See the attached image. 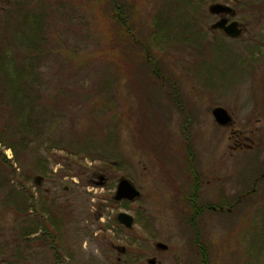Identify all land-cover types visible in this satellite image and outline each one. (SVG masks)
Listing matches in <instances>:
<instances>
[{"label": "rangeland", "instance_id": "374dc122", "mask_svg": "<svg viewBox=\"0 0 264 264\" xmlns=\"http://www.w3.org/2000/svg\"><path fill=\"white\" fill-rule=\"evenodd\" d=\"M19 1L15 17L0 9V38L8 32L17 54L35 57L26 81L39 94L12 118L0 111L11 122L3 134L20 142L0 144V263L264 264V178L238 208L203 210L194 227L174 198L187 173L179 131L188 120L196 169L213 181L200 202L216 201L220 175L230 199L263 172L264 150L232 152V131L212 110L227 109L245 136L264 133V0H115L144 51L128 43L110 0ZM214 3L236 10L240 39L211 32ZM18 83L0 77V97L13 99ZM107 171L104 186L90 183ZM121 178L139 200L113 201ZM122 212L135 218L131 231L116 220Z\"/></svg>", "mask_w": 264, "mask_h": 264}, {"label": "flooded vegetation", "instance_id": "af4514ba", "mask_svg": "<svg viewBox=\"0 0 264 264\" xmlns=\"http://www.w3.org/2000/svg\"><path fill=\"white\" fill-rule=\"evenodd\" d=\"M213 17L217 18V21H218L222 18H228L229 16L219 15V16H213ZM234 20H236L235 17H230L229 23L234 21ZM211 32L212 33H220L223 36H225V34L221 30H216V31H211ZM189 122H190V120H188L183 127H180L181 130L179 128V130H180L179 131V142H180L179 149H181V153L183 155V159H184V162L186 165L187 173L185 175L186 177H184L185 179H184V182L182 183L181 186H179L181 184V180H180V183L178 184V186H179L178 189L180 191L177 192V194H175L174 198H175V201L180 204V206H181L180 210L183 213H185L184 216L186 217V220H185L186 225H188L189 227L190 226L194 227V220L196 219V216H198L200 213H202L201 211L209 210L211 212L212 211L218 212V211H225L226 210V211L231 212V211H233V209L238 208V204L240 202H242V200L248 199V198H250L251 195L257 194L258 192L256 193V191H257L256 186L259 183L260 179L264 178V168H263V172H262L261 176L255 180L254 187L252 188L251 191L246 192L245 194L236 196L234 198H230V199L227 197V193L224 191L225 183L223 181V176L220 175L218 179L214 180L215 183L219 182V188H220L219 192L216 194L217 196L215 197L216 201L215 202H212V201L211 202H205V203L200 202L201 199H200L199 193H200L201 185H203L204 187L209 185V187H211L213 181H212L210 176H207L205 174L202 178L200 172L196 169V166H195L196 165V154H195L196 150H195V141H194L195 131L193 130V127L192 128L190 127ZM214 122L218 126V128H220V130H222V131L224 130V132L228 128L231 129L232 134H233L232 139L234 138L233 144L230 146V150H232V152L233 151L237 152L239 150H249V151L254 150V151H256V153L260 154V156H261V152H262V150H264V133L260 134V129H257L258 132H252L251 136H247V135L245 136L244 134L232 129L234 127V120H233V124L229 127H222V126H219L215 120H214ZM224 138H225V135H224ZM224 153H225L224 155L226 156V154H227L226 150ZM108 175H109V172L107 171L104 175L97 176L99 179V182L93 179L90 181V183L97 185V186H104L107 182ZM121 179H127V178H121ZM120 180L117 183L115 193L117 191ZM129 181H131V180H129ZM43 182H44V180H43ZM42 185H43V183H42ZM133 185H134V183H133ZM186 187L189 190L187 194L184 191V189ZM136 188L140 191V189L138 187H136ZM114 196H115V194H114ZM141 196H142V193H141ZM113 201L115 203H123V202L133 203V202H136L137 200L133 201V202L128 201V200H122V201L117 202L114 200V197H113ZM205 201H207V200H205ZM125 213H127V212H125ZM116 220H117V217H116ZM117 222L125 230L131 231V229H127V228H125V226H123L121 223H119L118 220H117ZM134 222H135V218H134ZM157 243H160V242H157ZM118 250L122 254H124L126 252V248H121ZM160 251H162V250H160ZM118 260L120 261V259H118ZM149 260L147 261L148 264H149ZM156 264H157V262H156Z\"/></svg>", "mask_w": 264, "mask_h": 264}, {"label": "trees", "instance_id": "16d2710c", "mask_svg": "<svg viewBox=\"0 0 264 264\" xmlns=\"http://www.w3.org/2000/svg\"><path fill=\"white\" fill-rule=\"evenodd\" d=\"M110 1L112 2V4L116 3L115 0H110ZM19 2H20L19 0H0V9L4 6L3 9L4 8L7 9V12L10 10L7 13V16L15 17V14L18 11V7L20 6ZM116 4H117V8L115 12L116 15L114 14V19L116 23L119 24V28L121 30H125L124 35L126 36L125 38L128 40V43H131V45H133L134 47L136 48L139 47L138 49H140L141 51H144L145 44L141 42V40L136 38L135 33L133 32L131 33V31H129L130 27H129V22H128V17H129L128 11L126 10V8H124L123 4H118V3ZM19 11H21V9H19ZM12 29H13V25L9 23L8 31L11 32ZM9 38L10 36H8V32H5L2 35V38H0V77L3 80H7L10 82H13L16 79L20 80V83H18V88H19V91H21L23 95L25 96L24 97L25 100H22V99L19 100L17 96L19 91H17V92H14L15 95L13 96V99H9L10 97L7 99L6 98L2 99L0 97V111L3 109L2 111L6 113L7 115L9 114L12 118L13 112L19 114L20 112H22L23 109H25L26 106L28 107L31 106L32 105L31 100L34 98L32 97V95L38 96L39 92H37L36 89L38 88H35L36 87L35 85L30 84L26 81L28 78H30L31 74L35 73L34 72V62H33V60H35V57L30 53H24L23 56L20 54H17L13 46V40L11 41ZM140 55H142L143 57L142 60L145 59V61L147 62L146 64L150 65V67L152 65L155 66L154 68L152 66L150 69H151V74H153V76L155 75L157 76L159 70H158V67H156L155 63L152 62L150 59L146 60V58H144L143 52ZM21 81L22 82L26 81L27 83H21ZM26 89L30 90L31 93L28 92V90H27L28 93H25L24 90ZM13 117H16V116H13ZM27 117L29 119L33 118L32 116H27ZM9 120L11 121L10 118ZM9 123L11 122H8V121L6 122V120L4 121V116L0 114V129L2 128V130H0V144L6 143L5 145L9 146V148L11 149H14L20 142H18V140H15L12 134H7V135L5 134L6 136L3 134V133H7L8 128L10 127ZM19 130L23 132L22 131L23 129H19ZM10 131L9 133H12V132L14 133V131H11V132ZM6 137H9L7 141H5ZM1 157L3 156H0V164L5 166L7 160L5 157H3L4 159H1ZM12 191L14 192V190ZM22 200L24 201L27 199L25 198V196H22ZM203 264H209L208 259L205 258L203 260Z\"/></svg>", "mask_w": 264, "mask_h": 264}, {"label": "water", "instance_id": "95a60500", "mask_svg": "<svg viewBox=\"0 0 264 264\" xmlns=\"http://www.w3.org/2000/svg\"><path fill=\"white\" fill-rule=\"evenodd\" d=\"M208 12L212 16H229L228 18H222L215 22L210 27L211 31L221 30L226 37L234 40L240 39L244 35L246 27L243 24L236 20L229 23L230 17H236L237 14L236 10L233 7L221 3H214L209 6ZM212 115L219 126L229 127L233 124V117L228 112V110L223 107L214 108L212 111ZM43 180V177L36 176L34 178V183L36 186L41 187ZM140 197L141 192L133 185L131 181H129L128 179L120 180L117 191L114 196L115 201L119 202L122 200H128L133 202L138 200ZM117 220L127 229H132L135 224L133 216L125 212L120 213L117 216ZM155 247L158 250L162 251L168 249V246L163 243H157ZM156 262V258H152L149 260V264H156Z\"/></svg>", "mask_w": 264, "mask_h": 264}]
</instances>
